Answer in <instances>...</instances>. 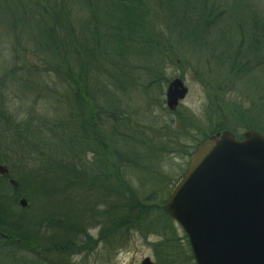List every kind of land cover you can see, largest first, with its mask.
<instances>
[{"label":"rangeland","instance_id":"374dc122","mask_svg":"<svg viewBox=\"0 0 264 264\" xmlns=\"http://www.w3.org/2000/svg\"><path fill=\"white\" fill-rule=\"evenodd\" d=\"M150 1L156 55L144 64L125 50L130 64L117 67L107 63L103 54L97 56L96 67L102 76L93 78L95 96L90 99L86 96L87 80L79 82L70 74L80 66L87 67L80 48L74 47L67 55L53 54L37 42L39 29L53 27L52 3L0 0V165L18 184L17 195L11 187L6 194L0 191V216L13 240L22 237V243L36 249L39 255L48 254L49 262L44 264H141L146 258L153 264H194L189 259L185 234L165 211L170 190L186 170L190 157L186 150L193 149L197 140L216 127L222 130L212 136L228 131L237 138L256 130L257 123L263 131H256L264 136V57L262 66L255 67V58L245 56L247 42L239 32L243 27L236 24L238 20L242 26L244 21L255 18V11L264 22V0H235V12L229 8L232 0H208V7L219 9L216 17L224 15L226 19L227 15V20L221 26L214 27L210 22L199 28L204 52L171 38V22L159 3ZM67 2L76 16L61 17V22L81 33L89 15L80 0ZM95 10L99 14L100 8L95 6ZM100 19L107 21L105 17ZM99 45L102 50L110 48L106 40H100ZM107 57L110 60L109 54ZM21 78L26 80L22 86ZM109 79L122 103L92 130L86 125L93 126V116L108 110L101 105L100 97L114 101L112 90L106 86ZM174 79L183 82L187 94L174 111H169L165 92ZM69 116L75 121L74 117L79 116L76 124L72 122L73 132L82 126L80 135L91 142L90 130L95 134L94 142L79 157L61 154L55 146L47 147L54 135L70 128L64 124ZM116 139L125 145H137L138 155L120 164L123 169L117 185L119 195L125 198L130 195L123 192L122 183L128 184L134 194L129 200L130 207L135 205L131 213L141 211V216L133 224L137 227L128 228L110 246L105 240L113 231L101 235L104 188L97 190L100 196L96 199L89 176L77 181L73 172L60 174L54 163L73 170L81 165L91 168L92 152L98 151L100 144L116 148ZM39 176L51 181L55 177L44 194L35 192L41 189L36 184ZM12 198L15 206H11ZM21 199L26 201L24 208L19 206ZM169 224L175 236L165 227Z\"/></svg>","mask_w":264,"mask_h":264},{"label":"trees","instance_id":"16d2710c","mask_svg":"<svg viewBox=\"0 0 264 264\" xmlns=\"http://www.w3.org/2000/svg\"><path fill=\"white\" fill-rule=\"evenodd\" d=\"M49 1L53 5L52 16L55 17V20H53V27H49V29L44 26L41 30L38 28L39 30L37 33L39 39L37 42L42 43L43 48L47 53L48 51H51L53 54L62 53V55H67L69 50H73L74 47L80 48L81 54H83L86 58L85 64L87 67L82 68L80 66L79 70L76 69L77 72H71L70 74L75 75L79 82H84V79L87 80V83L89 84V91H87V88L86 96L88 98L90 97V99L95 96L92 84L93 78L100 75L99 70L96 67L98 61L97 56L99 57L103 54L101 57H105L104 60L107 59V63L110 64L112 62L117 67L121 65L126 66V64L128 66V64H130L126 62V58L124 56L125 50L130 52L132 55H137L138 60L142 61L144 64H146L147 60L153 58L157 53L149 18L150 0H80L84 11H86L89 15V22H87L85 26L81 24V33L77 32V29L75 28L66 27V25H63L61 22V17L64 19H70L72 17L75 18L76 16V14L72 12L71 8H68L69 3L67 0ZM155 1L159 3L160 6H158L162 8L166 19L172 24L171 28H173H170L168 31L169 36L179 40V43L181 44H183L182 42H187L188 47L191 46L192 49H199L202 52H204L205 49H203V44L199 35V28L203 29L204 25L207 23L210 24V22L213 23L212 26L214 27L219 24L221 26V24L223 25L224 21L227 20V15H225L226 19H224V15L223 17H216L219 9L216 10V8L211 5L208 7V0ZM234 5L235 0H232V4L229 8L232 9L233 12H235L233 9ZM95 6L100 8L99 14L96 13ZM257 15L258 14L255 11V18L252 19L251 17V20L244 21V25L242 26L238 20L236 24L239 28L243 27V29L241 28L239 32L244 36L247 42L244 50L245 56L251 59L255 58V67H261V61L264 57V22H261ZM100 17H105L107 21H102ZM75 22L77 24L79 21L75 20ZM100 40L108 41L110 48L108 50H102L99 45ZM108 54L110 55V60L107 57ZM113 58H118V60L116 59L114 62ZM93 60L96 62H93ZM118 61H120L121 64L118 63ZM88 65H91V67H88ZM263 68L264 66L262 69ZM106 75L109 76V74ZM101 76L102 75H100V77ZM24 81L26 80H23L22 78L20 79L21 86L24 84ZM69 82H72V79L69 80ZM106 86L112 90L114 94V101H107L105 96L100 97L101 105H106L108 110H101L99 113L100 116H98L100 118L93 116V126L92 124V127L86 125L87 128L92 130L95 129L96 124L99 121L104 122L107 120V116L112 113V110L116 112L118 110L117 105L122 103V99L117 95L118 93L112 89L113 85L111 80L108 84H106ZM262 98L264 99V96H262ZM74 119L79 121V116H75ZM77 121L73 120V116H69V119L65 120L64 124L65 128L68 126L70 128H67L66 131L64 130L62 134L59 133L54 135L51 145H45L49 149L55 146L61 154L66 153L69 157H79V155L89 147V143L94 142L95 134H93V131L90 130V134L92 136L91 142L88 140V137L80 135L83 129L82 126L79 129L75 128V132H73L71 130L73 129L71 126L72 122H74L73 124H76ZM166 127H169V130L172 129L170 126ZM255 129L263 131V127L259 126L257 123H255ZM221 130L222 128L216 127L206 132L203 136L206 138ZM204 137L199 139V141L197 140L196 144L192 146L194 147L193 149L191 148L190 150H186L187 157L194 152L195 148L200 141L204 139ZM237 138L241 139V137L238 136ZM37 140L40 141L41 144H44L40 138ZM118 140L119 139H116L115 141L116 148H104L103 145L100 144L101 148L98 151L92 152V160L90 162L91 168L88 167L89 165L87 168L81 165L77 170H73L72 167L68 168L61 165V163L59 165L58 163H54V165L59 168L60 174L73 172L76 176L75 180L77 181L80 180V182H82L84 175L89 176L91 180L89 181V185L92 188L95 187L93 188V195L96 196V199L100 196L98 195L97 190L104 188V192H102V194H105V196L102 198V203L105 210L102 215L105 217L101 235H105L109 230L113 231L112 234H109L111 238H106L105 240V244L110 246L112 244V240L114 239L115 242H118V239L126 234L128 228L137 227L133 224L141 216V211L138 213H131V209L132 207L134 208L135 205L130 207L129 200L134 197V194L128 184L125 181L122 183L123 192L126 190L130 195V197L125 198L119 195L120 193L117 185L121 182V170L123 169V166L120 164L123 162H131V156L138 155V151H136L137 145H125L123 142L120 143ZM129 145L130 147L128 148ZM55 151L58 152L57 150ZM46 177L47 176H39V180L36 184L40 186L41 189H36L35 192H41L42 194L46 193L49 184L55 181V177H53L54 180L52 181L50 178ZM60 179L62 178L56 177V180ZM16 185V187H12L8 176H0V191L3 193L6 194L9 192V187H11L13 192L17 195L16 189H18V184L16 183ZM59 188L60 187H57L55 189ZM10 202L12 203L11 206H15L16 201L14 199H10ZM169 221L170 220L167 219L168 223ZM165 227L168 229L171 236H175V232L170 224ZM184 240H186L187 247L189 248L186 237ZM22 242H24L22 237L13 240L8 232L4 230V221L0 216V255L2 257V264H44V261L46 260L49 262V257L47 256L48 254L39 255L40 252L36 249L35 251L32 250ZM187 259L188 257L186 254L185 260ZM189 259L192 260L191 253L189 255ZM165 264L168 263L165 262Z\"/></svg>","mask_w":264,"mask_h":264},{"label":"water","instance_id":"95a60500","mask_svg":"<svg viewBox=\"0 0 264 264\" xmlns=\"http://www.w3.org/2000/svg\"><path fill=\"white\" fill-rule=\"evenodd\" d=\"M186 94L180 79L171 81L168 110ZM0 176H8L3 165ZM165 211L185 233L195 264H264V136L249 130L241 140L228 131L206 137L171 189ZM141 264L153 263L146 258Z\"/></svg>","mask_w":264,"mask_h":264}]
</instances>
